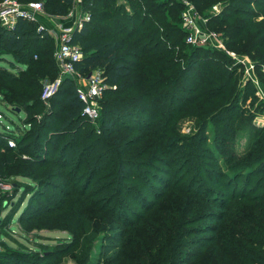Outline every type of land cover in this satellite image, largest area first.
Wrapping results in <instances>:
<instances>
[{
    "label": "trees",
    "instance_id": "trees-1",
    "mask_svg": "<svg viewBox=\"0 0 264 264\" xmlns=\"http://www.w3.org/2000/svg\"><path fill=\"white\" fill-rule=\"evenodd\" d=\"M42 1L52 14L57 15L66 14L73 3V0ZM190 1L201 8L212 0ZM81 2L90 18L83 20L72 33L71 41L82 49L76 69L86 74L99 68L110 84L99 100L100 117L95 125L98 130L94 132V125L83 129L91 121L81 113L84 103L77 95L74 82L64 78L60 88L49 98L52 106L61 110L58 131L46 138V123L35 128L32 120L26 121L25 126L30 127L24 130L19 140L13 129L0 130V144L6 151L5 155L0 154V174L15 173L14 169L7 168L11 152L28 153L32 157L31 147H49V151L68 155V149L73 148L70 156H77L79 164L86 166V172L98 175L97 185L88 194L84 188L78 191L85 199L79 200L76 199L77 194H69L66 209L72 212L71 226L75 225L74 244L90 242L91 238L82 237L80 232L84 227L88 228L91 218L100 224L106 222V227L101 228L108 232L110 245L125 237L123 250L110 256L106 264H264V132L260 133L263 136L259 145L240 160L239 164H244L246 173L244 180L240 183V176L233 175L225 181H217L221 182V187L216 188L203 187L201 175H198L201 164L198 157L203 154L197 150L198 144L192 141L197 136L188 138L182 153L173 143L175 110L187 107L195 115L210 117L212 122L221 124L219 134L222 137L217 146L224 148L234 132V122L227 116L238 100L244 101L252 93L249 82L244 88H239L236 69L229 68L231 60L222 51L185 43V30L180 25L179 13L184 9L181 0ZM224 2L221 12L208 18L207 26L223 32L224 42L229 48L246 53L256 61L264 84V71L260 68L264 65V0ZM259 16L262 19L257 20ZM33 23L37 25V19L18 17L12 28L0 25V58L10 64L16 62L14 72L0 65L3 72L0 74V96L22 109L31 106L30 100L39 102L41 79H52L58 73L52 56L56 44L46 31L39 32L36 27H31ZM6 55L13 59H7ZM82 116L89 122L84 124L80 121ZM144 116L150 120H161L154 135H150L153 152L149 154L146 149L144 154H148V159L138 162L135 154L124 147L126 145L117 139H108L110 133L116 131V123L128 120L134 125H146L142 119ZM72 128L74 137L58 149L59 141ZM158 131H161L160 135H156ZM7 137L14 139V146L7 144ZM137 143L134 141L132 145ZM99 144L105 147L96 149ZM86 152L91 153V157H87ZM170 154H174L176 162L189 164L186 170L194 169L187 179L183 174L171 176L176 181H183L184 188L177 189L173 185L175 182L171 184L167 179L159 180L160 177L152 171L153 162H173ZM230 156L234 158L232 152ZM262 158V166L257 172L251 171L252 165ZM104 161H107L106 167H102ZM33 162L28 163L23 173L32 172L34 164H43L44 160ZM62 166L61 157L57 160V167ZM139 166L141 168L136 169ZM66 170L56 172L55 168L46 167L37 170L45 172L50 179H40L42 190L36 191L30 202L56 188L51 183L54 178L78 173V169L73 172ZM165 170L166 174H171L170 169ZM255 173L258 177L250 186ZM128 178L132 182H125ZM140 178L147 186V192L154 193L152 189L156 193L159 191L154 180L165 190L148 212L131 222L128 220L133 215L126 203L129 199L137 200L141 194L146 195L135 187L134 182ZM216 178L223 179L222 173H215L213 179ZM160 200L162 203L155 209ZM33 210L27 214L34 213ZM203 219L211 222L193 227L195 222ZM3 228L0 220V229ZM111 231H116V234ZM192 233L198 237H190ZM0 242H3L1 237ZM66 252L68 250L61 249L60 254ZM71 256L76 264H86L85 256L74 257L76 252ZM41 257L19 250H0V264H38Z\"/></svg>",
    "mask_w": 264,
    "mask_h": 264
},
{
    "label": "rangeland",
    "instance_id": "rangeland-1",
    "mask_svg": "<svg viewBox=\"0 0 264 264\" xmlns=\"http://www.w3.org/2000/svg\"><path fill=\"white\" fill-rule=\"evenodd\" d=\"M2 1L3 0H0V3ZM39 1L42 3L43 12L37 14V25L33 23L34 25L31 24L30 26L36 27V29L39 26L46 27V33L52 36L53 41L56 44H54L55 47L52 52L53 56L54 50L60 41L59 35L60 30L64 28L63 26H71L74 28V21L83 19L87 12L83 9L81 0H73V3L64 15L52 14L44 2L42 0ZM187 1L194 6L196 13H199L206 18L220 13L226 4L224 0H212L209 3H206L205 6L197 8L192 1ZM254 6L255 5H252L251 7ZM184 9L179 13L180 16ZM234 17L237 18L239 16ZM259 18L262 19L261 16H259L257 17V20ZM208 20L209 19H207V22ZM2 22L3 21L0 19V25L3 26ZM180 25L184 28L182 20H180ZM211 29L215 30L221 37L223 36L224 39H226L223 32L220 30L218 31L217 28V30L213 28ZM185 43L187 42L185 41ZM225 46L229 51H233L234 57L237 58V60L232 59L233 57L230 54H226L223 51V53H225V55L231 60L229 68L233 67L236 69L235 77L238 80L239 88H244L249 82L248 87L252 89V93H250L244 101L238 100L235 103L236 105L233 107V111L227 116L230 117L232 120L231 122H234L233 136L229 137L224 148L217 146L219 138L222 137V134H219L221 124L219 122H212L210 117L195 115V113L188 111L187 107L175 110L176 117L172 120L175 130L173 143L175 144V148L181 151L180 153L185 151L188 144V138L197 136L192 141L193 143L198 144L197 150L203 154L198 157L201 161L198 168V175H201V181L205 188L221 187L220 183L222 181L234 177L233 175L237 174L240 176L239 182L241 183L244 180L246 173L243 170L244 164H239L240 160L247 157V152L250 149L253 147L256 148L259 145V139L263 136V134L261 136L260 133L264 132V84L262 81V75L257 69L258 65L250 55L232 50L227 46L226 42ZM6 57L7 59H13L9 55H6ZM248 62L255 63L256 66L253 71L250 70V72L247 73L246 65ZM14 63L16 64V62ZM15 64H10L8 61L0 58V65H3L7 71L14 72V69H16ZM1 73L3 72L0 71V74ZM89 73L90 71L83 74V76H86ZM54 78L41 79L42 86L39 93V102L35 103V101L32 102V100H30V107H23L22 109L18 106L11 105L0 96V130L8 131V128L13 129L16 132L17 140H19L21 139L24 130L29 129L30 127V125L25 126V123H27L26 121L32 120L35 128L39 127L42 123H46L44 129L46 138H49L54 132H57L62 120L61 110L59 107L52 106L51 99L42 98L45 84L52 81ZM105 82L106 88L109 87L110 84L107 81ZM60 85L57 90L60 88ZM34 104H36V106H34ZM142 119L147 123L146 125H134L128 120L121 122V124L116 123V131L110 133L108 139H117L120 144L123 146L126 145L124 147L129 148L131 154H135L138 162L148 159V154H144L146 149H148L149 154L153 152L154 145L153 140H151L150 137L154 135L155 128L161 120L158 121V118L150 120L146 116L142 117ZM80 121L84 122V124L89 122L84 116L81 117ZM16 125H18L19 128H15ZM93 125L95 126L97 123L89 122V124L84 125L83 129L94 127ZM97 128L98 126H95V133L98 130ZM73 130L74 128L70 129L67 135L59 141L58 149H60L61 146L66 145L65 143L68 139L74 137ZM160 133L161 131H158L156 135H160ZM134 141H138L135 146L132 145V142ZM102 147L105 146L99 144L96 146V149L101 150ZM72 149L73 148L68 149V151H70L68 155H62L60 152L57 153V151H49V147L37 149L31 147L30 151L32 157L28 153L11 152L7 168L9 170L14 169L15 173L6 176L0 174V220L4 226L3 229H0V237L3 240V242H0L1 250H19L21 253L43 256L38 260V264H76V260L71 256V254L73 255L75 252L76 256L74 257L79 255L86 257L84 261L86 264H106L110 256L117 251L123 250L125 237H121L120 240L112 242V245H110L107 241V237H109L107 234L108 232L103 231L101 228L102 226L106 227V222L104 221L105 223L100 224L93 220L95 218H91V220H89L88 228L84 227L80 232L82 237L86 236L91 238L90 242H82V244L81 242H78L77 245L74 244L73 238L75 235V225L71 226L70 216L72 215V212L70 209H66V204L69 202L70 198L69 194H77L78 196L76 199L79 200L85 199L86 197L80 196L78 191L80 188H84L88 194V192L94 189L97 185L98 175L86 172V166L79 164L78 157L75 155L72 157L70 156ZM230 152L233 153L234 158H231L232 156H230ZM0 154H6V151L1 144ZM85 155L91 157L92 154L86 152ZM61 157L63 166L62 168H59L57 167V160ZM169 157L173 162H169V164L153 162L154 169L152 165V171H154L155 175L160 177L159 180L167 179L171 184L175 182L173 185L174 187H177V189L178 187L184 188L185 183L183 181H176V178H172L171 176H173L174 173H177L178 175L183 174L184 179H187L194 169H190L189 171L186 170L189 169V164L183 165L182 162L181 164L179 161L176 162L174 154H170ZM227 157L230 159L227 160ZM40 159L44 160L43 164H41V162L39 164H34L32 172L27 171L26 173H23L24 169L28 167V163H34L33 161H40ZM262 161L263 158L256 161L252 165L253 169L251 171L257 172L258 168L262 166ZM106 162H103L102 167L107 166ZM234 163L236 164L233 165ZM45 167L55 168L56 172H63V170L66 169L73 172L78 169V173L72 176L54 178L51 183L56 188H51L48 192L44 193L42 196L39 195L38 198H34V201L30 202L31 197L36 191L42 190L40 187L41 185L39 184L40 179L49 178L45 172H37V170H43ZM140 168L141 166L136 169ZM165 169H170L171 174H166ZM218 172L222 173L223 179H213L215 173ZM257 177L258 174L255 173L250 186L256 181ZM219 180L221 182L217 183ZM125 182L130 183L132 182V179L128 178ZM154 182L158 187L157 189H159L157 193L155 192V189H152L154 193L147 192V186H144L141 178L134 182L135 187L140 189L143 194L146 193V195L144 197L141 194V196L137 197V200H135V198H133V200H128L126 206L131 215H133L129 217L128 221L133 222L138 220V218H141L146 212H148V208L156 204L158 198H161L165 188H162L163 186L158 181L154 180ZM1 183L10 184V186L5 188ZM112 189H114V186ZM46 198L48 200H46ZM161 200L159 204L155 206V209H157L162 203ZM77 202L79 203L78 200ZM74 206L76 207L78 204H75ZM32 210L35 212L27 214V212H31ZM206 222H211V220H199L198 222H195L193 227ZM111 232L116 234V231ZM190 237H198V235L192 233L190 234ZM61 249L68 250V252L62 255L60 254Z\"/></svg>",
    "mask_w": 264,
    "mask_h": 264
},
{
    "label": "built area",
    "instance_id": "built-area-1",
    "mask_svg": "<svg viewBox=\"0 0 264 264\" xmlns=\"http://www.w3.org/2000/svg\"><path fill=\"white\" fill-rule=\"evenodd\" d=\"M182 2L185 4V9L181 15V20L185 28L184 40L195 46L212 47L219 51H224L226 54H230L233 57L232 59L237 60L234 57V52L229 51L225 46L224 37H221L215 30L207 26L208 18L196 13L194 6L189 1L182 0ZM0 7H3L0 9V19L3 21V26L7 28H12L18 17L36 20L37 14L43 12L42 3L37 0H3L0 3ZM89 18V14L85 13L83 19L74 21V28L71 26H63L64 28L60 30V41L53 53V58L58 67V74L52 81L45 84L42 98L49 99L57 90L61 81L64 78H69L75 84L79 99L84 103L81 113L86 115L91 122L96 123L100 117L99 100L106 88L105 76L103 70L99 68L90 71L86 76H83V73L76 69L75 64L81 58L82 49L79 44L71 41L72 32L75 27H80L83 20H88ZM45 28L44 26H39L37 30L39 32L46 30L47 32ZM255 66V63L248 62L246 65L247 73L250 70L253 71ZM260 68L264 71V65H260ZM6 141L9 146L15 145L12 137H7ZM2 185L5 188L10 186V184Z\"/></svg>",
    "mask_w": 264,
    "mask_h": 264
},
{
    "label": "water",
    "instance_id": "water-1",
    "mask_svg": "<svg viewBox=\"0 0 264 264\" xmlns=\"http://www.w3.org/2000/svg\"><path fill=\"white\" fill-rule=\"evenodd\" d=\"M3 8V7H0V9Z\"/></svg>",
    "mask_w": 264,
    "mask_h": 264
}]
</instances>
